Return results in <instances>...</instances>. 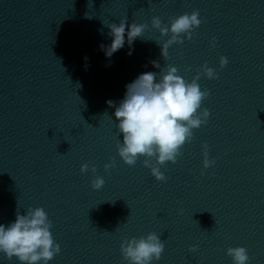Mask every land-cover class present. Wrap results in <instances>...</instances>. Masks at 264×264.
Segmentation results:
<instances>
[{"label":"water","instance_id":"95a60500","mask_svg":"<svg viewBox=\"0 0 264 264\" xmlns=\"http://www.w3.org/2000/svg\"><path fill=\"white\" fill-rule=\"evenodd\" d=\"M193 10L202 23L165 60L156 42L168 37L152 18L169 24ZM125 18L148 28L108 58L103 22ZM154 61L188 81L205 62L218 73L198 81L210 116L161 167L165 181L116 149L115 106L127 84L159 72ZM204 143L215 160L208 169ZM30 206L46 211L61 248L48 264H127L121 242L150 232L165 244L153 264H233L226 250L238 246L248 264H264V0H0V224ZM0 264L19 262L0 253Z\"/></svg>","mask_w":264,"mask_h":264},{"label":"clouds","instance_id":"9594fccd","mask_svg":"<svg viewBox=\"0 0 264 264\" xmlns=\"http://www.w3.org/2000/svg\"><path fill=\"white\" fill-rule=\"evenodd\" d=\"M199 16V11L193 10L191 14L184 13L171 18L169 24L162 23L159 17L152 18V28L158 30L162 37H168L162 43L156 42L165 60L169 58L170 46L183 44L184 37L188 40L193 38V32L202 23ZM103 24L110 29L109 36L112 38L110 45L100 46L108 58L124 47L125 35L131 47L148 28L147 24L135 21L128 25L126 18L118 24ZM211 46H215V37ZM219 64L223 69L228 59L221 56ZM153 66L159 72H145L127 84L124 98L115 106L113 115L118 121V135L122 134V141L117 140L116 149L122 161L130 167L135 166L143 157V166L150 169L151 175L158 181H165L166 176L161 167L168 162H177V158L183 154L182 148L192 142L194 130L207 124L210 116L207 108L202 109V103L210 92L208 89L201 90L198 81L201 75L208 79H218V73L205 62L188 81L178 74L175 66L161 67L155 61ZM107 103L114 106L112 101ZM202 149L203 168L208 169L215 164V160L209 159L207 143L202 144ZM115 166L113 158L110 163L104 164V171L108 172ZM80 171H91L95 177L91 180L92 189H102L105 181L103 177L95 175L97 169L94 165L90 167L89 163H84ZM52 227V221L42 207L30 206L26 214L17 211L14 222L0 224V253L8 261L15 258L19 264H48L61 251L60 245L53 238ZM197 249L198 245L190 246L189 252ZM164 250L165 244L155 232L125 239L120 244L122 259L127 264H153V261L161 259ZM226 254L231 257L233 264H248L250 260L247 249L242 246L228 247Z\"/></svg>","mask_w":264,"mask_h":264}]
</instances>
